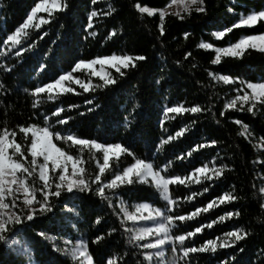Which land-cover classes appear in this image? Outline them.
<instances>
[{
    "label": "trees",
    "instance_id": "trees-1",
    "mask_svg": "<svg viewBox=\"0 0 264 264\" xmlns=\"http://www.w3.org/2000/svg\"><path fill=\"white\" fill-rule=\"evenodd\" d=\"M39 2L0 0V133L5 129L15 132L14 143L24 153V157L16 154L13 158L31 167V134L25 135L20 128L35 124L62 135L71 132L79 138L129 147L135 156L122 153L112 158L109 169L101 177L105 183L114 178L113 173L134 163L135 158L145 159L169 177L195 179L200 176L193 175L197 167L206 166L209 170L223 167V175L214 176L212 181L201 179L200 183L169 186V194L177 203L167 206L166 215H187L224 193L236 197L208 212L201 211L193 219L174 221L171 235L205 225L201 233L185 241L187 247H200L210 239L219 244L226 233L241 229L249 235L237 245L218 247L215 253H191L187 258L190 264H219L231 256L239 264H264V101L255 102L253 112L247 111L252 102L244 105V110L227 107L241 85L264 82V51L246 48L239 57L225 55L213 64L215 50L199 47L203 43L226 47L244 36L264 33V22H259L255 26L233 28L221 38L215 36L216 31L237 24L243 16L264 10V0H204L206 11L203 13L194 8L179 16L166 13L163 36L159 12L141 13L135 5L161 9L170 0H97L95 4L91 0H62L69 5L66 10L41 13L47 23L27 29L15 47L6 45V36L25 22ZM93 10L98 15L92 18V27L88 28V17ZM109 12L110 15L105 14ZM113 30L116 35L110 37ZM92 32L96 35L92 36ZM20 49L24 51L17 56ZM113 54L143 55L147 60L138 62L135 69H122L127 73L124 76L109 69L116 83L104 87H99L103 83L100 77L74 69V64L81 59L87 61ZM65 73L91 82L89 91L68 82V89L74 91L52 92V99H48V93L34 95L35 87L54 82ZM221 75H229L235 82L225 84L218 79ZM88 100L93 103H85ZM96 104L100 105L99 109H95ZM180 105L199 106L201 112L163 115L166 107ZM58 107L65 109L60 113L62 117H72L67 126L56 124L52 113ZM89 108L94 110L89 112ZM181 129L182 134L176 136ZM169 136L174 139L168 140ZM213 140L215 144L211 143ZM53 141L68 154L81 157L86 172L94 178L99 163L103 162L102 153L93 150L90 154L87 148L81 152L75 144L55 136ZM195 145L202 147L195 148ZM13 151L10 148L11 155ZM37 163H42L41 157ZM20 176L24 174L21 172ZM27 180L30 188L38 189L41 183L38 169ZM204 187H209V191L203 192ZM193 193L196 195L189 199ZM105 195L111 199V206L98 194H78L79 198L71 201L67 196L51 200L54 211L39 216L22 229L15 237L18 245L4 248L0 244V264H30V261L78 264L69 253L70 245L78 240L85 242L93 264H107L109 259L113 264H145V250L137 246L140 242H130L134 232L130 221L124 218V210L149 203L164 211L166 201L154 184L138 180L134 185L106 188ZM12 199L7 197L10 206ZM16 202L22 206L20 199ZM229 211L233 216H227ZM221 216L225 219L220 220ZM97 218L100 224L95 223ZM211 221L216 223L209 229L206 225ZM112 228L117 231L111 232ZM38 232L45 235L41 237ZM97 235L103 237L100 243L95 242ZM168 251L171 260L183 264L178 246L175 252L171 247ZM153 260L161 264V257L154 255ZM235 262L229 261V264Z\"/></svg>",
    "mask_w": 264,
    "mask_h": 264
},
{
    "label": "snow or ice",
    "instance_id": "snow-or-ice-1",
    "mask_svg": "<svg viewBox=\"0 0 264 264\" xmlns=\"http://www.w3.org/2000/svg\"><path fill=\"white\" fill-rule=\"evenodd\" d=\"M93 4L97 2V0H91ZM173 3H181L184 5V11L190 12L193 8L196 12L203 13L206 9L203 7L204 0H172ZM69 7L68 3L62 2V0H40L39 3H36L35 6L31 9L30 14L27 15L25 22L18 26L12 34L6 36L4 43L9 45L10 47H15L20 41L18 37L21 33L27 29L30 25L33 24L34 18L37 13L41 10L45 13L51 14L54 10L64 11ZM136 8L139 9L141 13H148L152 15L156 12L155 8L151 7H143L139 3L135 5ZM115 8L111 9V12H114ZM111 12L105 13L106 15H110ZM179 16V12L174 13ZM98 12L93 10L90 12L88 17V28L92 27V18L96 17ZM165 11L161 10L159 12V18L161 21L160 24V34L164 35V18ZM183 19V17H180ZM48 21L44 18L40 19L39 23L35 24V27L39 28L41 24L47 23ZM259 22H264V10L252 12L248 14L246 17H243L239 20L238 24H233L231 27L224 29L223 31H216V37H223L227 32H231L233 28H237L240 26H255ZM46 35V33H45ZM92 36H95L96 33L92 32ZM111 36H115L116 32L113 30L110 34ZM188 34L185 33V36ZM42 38V37H41ZM259 42V44H257ZM264 33L256 34V35H248L244 38L240 39L237 43L231 44L228 47L216 48V57L212 61L213 64L219 63L221 55L239 57L243 54V51L246 48H260L261 51H264ZM201 48L211 49L213 47L212 44H201L199 45ZM29 50H31L29 48ZM23 49L17 51L16 55L19 56ZM188 55H191L190 53ZM147 57L133 56V55H116L113 54L111 56L104 57H96L92 60H79L74 64V69H82L87 68L91 69V76L100 77L103 81L99 87H104L106 85H113L116 83V80L107 73H103L102 71H97L94 68V65L99 64L104 66L106 64H110L117 73L121 76L126 75V71L128 69H135L138 67V62L146 61ZM11 71V69H7ZM218 79L222 80L225 84H228L230 81L235 82L232 77L229 75H221ZM73 77L71 73L61 74L58 78L54 80V82H50L44 84L43 86H37L34 88V95H39L42 93H48V99H52L51 93L54 89L58 88L63 82L68 81L71 82ZM75 83L80 85L85 92L89 91L90 85L89 83H85L80 79H76ZM159 83V81H157ZM244 84V81L240 82ZM247 88L251 89V95L248 92H244L243 95H237L231 102L227 105L229 108H235L237 103H240V110L243 109L244 104H248L249 101H252L251 106L247 109L248 112H253V108L256 107L255 101L261 100L264 98V83H247ZM27 91V89H25ZM60 91L68 92L74 91L73 89L61 88ZM239 92L240 89H237ZM85 103L92 104V100H88ZM264 106V103H262ZM35 107V105H34ZM75 107V106H73ZM95 109H99L100 105L96 104ZM93 108H89L88 111H93ZM65 109L63 107L56 108L52 115L55 117L56 124L67 126L69 121L72 120L70 116L62 117L60 113L64 112ZM183 112H191L198 113L201 112V108L199 106H193L191 108H184L182 105L174 106V107H166L163 115L165 117L168 114H182ZM255 114V113H253ZM83 115V113H80ZM223 115V113H221ZM47 120L48 117L46 116ZM237 124H242L240 120L235 121ZM245 129L248 128L247 124L242 125ZM20 131L27 135L31 133V145H30V153H31V167H26L24 163L20 162L19 159H13V155L19 154L20 157H24V153L21 151V147L19 144H15L12 140L9 139L10 136L14 137L15 132L9 133L7 129L4 132L0 133V244L4 248H9L11 245H18L19 240L16 239V235L21 232L25 227L30 226L32 223L39 218V216H44L47 213H51L54 211V206L51 203V200H59L64 196H67L69 201L73 198H79L78 194H98L100 197H103L108 201L109 206L112 205L111 199L105 195V189H116L119 185H134L137 180L144 184H154L156 189L159 190L160 195L166 201V208L162 211L159 208L152 209L148 212V215H144V211L151 209V205L149 203H141L137 205L136 212L131 213L126 209L124 210V218L129 221H151L154 227H143L136 230V234L132 236L130 242H140L137 243L139 248L145 250L143 253V258L145 264H159L158 261L153 260V256L163 257L164 252L162 249L165 246L171 247L173 252L176 251L177 246L181 250L180 259L183 260V264H190V261L187 259L189 254L191 253H205L212 252L215 253L217 248H227L233 245H237L239 241L244 240L249 233L243 231L241 229L229 231L225 234L224 240L221 243H217V240H207L200 247H187L185 246L186 239H191L198 233H201L204 230L205 225H201L196 227L193 231L186 232L181 235H171V228L173 226L174 221H185L186 219H193L195 216L199 215L201 211L208 212L210 209H213L217 205L225 204L226 202H230L236 199L235 196L224 193L218 197H214L206 206L203 208L197 207L194 209L192 213L187 215H166L168 211V205H175L177 203L176 200L172 199L169 194V186L171 184L179 183L185 184L187 183H200L201 179L212 181L213 177L219 178L223 175V167L215 168L213 170H209L206 166L197 167L194 170L195 173H199L200 176L195 177V179H190L189 177H181L179 175L174 176H166L162 175L161 170H155L152 163L146 162L145 159L135 158L134 163L130 166L124 168L122 171L113 173V177L111 180L105 183L102 180V174L105 173L107 169H109V161L110 157L115 155L119 156L120 153H125L128 155L135 156L134 153L131 152L129 147L123 146L120 143H103L98 142L96 139H86L79 138L71 132L62 135L60 132H51L48 127L40 128L37 125L33 124L31 126L25 127L21 126ZM183 132V129L176 133V136H180ZM57 137L58 140H62L67 143H73L79 147L80 151L83 152L85 148L91 154L93 150L99 151L102 153L103 162L99 164L98 173L94 175V178L91 177L89 173L86 172V169L83 167V161L81 157H74L73 155L68 154L62 148L57 147V143L53 142V137ZM174 139L173 136H169L168 140ZM212 144H215L216 141H211ZM195 148H200L202 145H195ZM13 149V154L9 155L8 150ZM191 155V153H188ZM42 157V163H37V158ZM49 164H51V168L53 170V176L50 177L49 174ZM38 169V178L40 183V187L37 189L34 186L30 188L27 178L33 176V174ZM22 172L24 177H18L17 173ZM35 181H33V185ZM95 184V188L93 185ZM12 185H16L15 189ZM209 187H204L203 192H208ZM264 191V190H262ZM18 193H22L21 205L17 204V199L20 197L17 195ZM196 194L193 193L189 199L194 198ZM6 196H11L13 199L10 201L12 210L6 211L9 208V203L5 202ZM154 213V214H153ZM236 215H239L237 212ZM228 217L233 216V212L229 211L227 213ZM159 218V219H157ZM220 220H224L225 217L221 216ZM95 223L100 224L101 220L97 218ZM123 224V221L121 222ZM216 221H211L206 225L207 228H212L213 224ZM117 231L116 228H112L111 232ZM37 235L43 237L44 232H38ZM152 237L148 242L145 241L146 238ZM53 239H55L53 237ZM103 237L97 235L95 238L96 243H100ZM219 239V238H218ZM81 251L79 252V256L83 257L84 260L87 261V264H93V259L91 256L87 254V248L84 241L80 243ZM55 250V249H54ZM149 250H155L153 251ZM27 251V249L25 250ZM239 251H243V248H239ZM73 255H76L73 252ZM229 261L235 262V256L229 257V260H222L219 264H229ZM30 264H34L33 261H30ZM38 264V262H35ZM79 264V262H78ZM107 264H113L112 260H108ZM235 264H239V262H235Z\"/></svg>",
    "mask_w": 264,
    "mask_h": 264
},
{
    "label": "rangeland",
    "instance_id": "rangeland-1",
    "mask_svg": "<svg viewBox=\"0 0 264 264\" xmlns=\"http://www.w3.org/2000/svg\"><path fill=\"white\" fill-rule=\"evenodd\" d=\"M161 10L165 11V13H169V12H172V13H177V12H179V13H181V12L184 11V5L181 4V3H179V2H177V3H173L172 0H170V2L168 3V5H167L166 7L161 8V9H156V12H160ZM41 13H44V11L41 10L40 12L37 13L36 17L34 18L33 24L30 25L27 29H29L30 27L34 26L36 23H39V22H40V19L43 18V17L41 16ZM29 14H30V12H29ZM250 14H251V13H250ZM246 16H247V15H246ZM246 16H243V17H246ZM243 17H242V18H243ZM238 23H239V21H238ZM238 23H237V24H238ZM27 29H25V30L21 33V35L18 37L19 41H20V39L22 38V36L26 33ZM244 37H245V36H244ZM244 37H242V38H244ZM216 38H221V37H216ZM242 38H241V39H242ZM236 43H237V42H236ZM203 44H209V43H203ZM257 44H259V42H257ZM229 46H230V45H229ZM226 47H228V46H226ZM262 47H264V46H262ZM216 48H221V47H216V46L213 45V47H212L211 49L215 50ZM257 49H260V48L258 47ZM215 52H216V51H215ZM222 56H225V55L222 54L221 57H222ZM94 68H95L97 71H102L103 73L110 74V73H109V69H111V68H113V67H112L110 64H106V65H104V66H101V65H99V64H96V65H94ZM113 69H114V68H113ZM75 70H77V71L83 70V71L88 72L89 74H91V71H92L91 69H87V68L75 69ZM65 74H67V73H65ZM71 75H72V77H73V80H72L71 82H74V83H75V80H76V79H79V78L76 77V76H74L72 73H71ZM219 80H220V79H219ZM81 81H82V80H81ZM220 81H222V80H220ZM83 82H84V81H83ZM222 82H223V81H222ZM67 83H68V81L63 82L58 88L54 89L53 92H60V89H61V88H68ZM85 83H89V85L91 86V82H85ZM229 83H233V82L230 81ZM229 83H228V84H229ZM258 83H264V82H258ZM239 89H240L239 92L237 91V89L235 90L236 94H235L233 97H231V98L229 99L227 105H228V104L231 102V100H233L238 94H239V95H243L245 91L248 92V93L251 95V91H252V90L247 88V84H245V85H241ZM262 101H264V98H261V100H258V101H255V102H262ZM250 102H252V101L250 100L249 103H250ZM244 105H246V104H244ZM244 105H243V106H244ZM236 107H241L239 102L237 103V106H236ZM29 134H31V133H29ZM9 139L12 140V141L14 142V139H13L12 136H10ZM53 142H54V141H53ZM9 150H10V149H9ZM9 150H8V152H9ZM95 151H96V150H95ZM97 152H98V151H97ZM121 154H122V153H120L119 156H120ZM9 155H11L10 152H9ZM119 156H115V155H113V156L110 157V160H111L112 158H118ZM41 158H42V157H41ZM13 159H14V158H13ZM42 162H43V161H42ZM101 163H102V162H101ZM101 163H99V164H101ZM154 169L157 170L156 168H154ZM49 170H50V171H49V174H50V177H51L52 174H53V170H52V168H51V164H49ZM20 173H21V172H18V173H17V176H18V177H21V176H20ZM161 174H162V172H161ZM162 175H163V174H162ZM21 178H23V177H21ZM12 187L15 189L16 185H12ZM262 190H264V186H263ZM262 192L264 193V191H262ZM17 195L20 197V200H22V193H18ZM7 197H11V196H6V198H5V202H6V203H8V202H7ZM150 205H151V204H150ZM151 206H152L151 209L144 211V215H148V212L151 211L152 209L159 208V207H156V206H153V205H151ZM136 208H137V205H135V206H134L131 210H129L128 212L135 213V212H136ZM159 209H160V208H159ZM11 210H12V208H11V206L9 205V208L6 209V211H11ZM161 210H162V209H161ZM162 211H163V210H162ZM153 214H154V213H153ZM157 219H159V218H157ZM130 223H131V226H132V229H133L134 235L136 234V230H138V229H140V228H143V227H154V225H153V223H152L151 221H130ZM151 239H153V238H152V237H148V238H146L147 241H150ZM81 241H82V240H78V241H76L74 244L70 245V247H69V253H70V255H71L73 258L77 259L81 264H87V261L84 260L83 257L79 256V252L82 250L81 247H80V243H81ZM85 245H86V244H85ZM86 248H87V247H86ZM154 251H155V250H153V252H154ZM162 251L164 252V256L161 258V264H178V261H177L176 259H175V260H171V256H170L169 251H168V246H165V247L162 249ZM73 252H75L76 255H73ZM87 254L89 255L88 251H87ZM89 256H90V255H89Z\"/></svg>",
    "mask_w": 264,
    "mask_h": 264
}]
</instances>
